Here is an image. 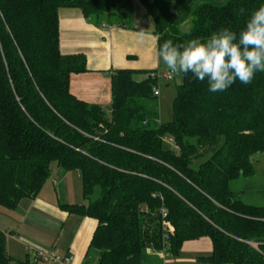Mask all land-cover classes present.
Masks as SVG:
<instances>
[{
	"label": "trees",
	"instance_id": "16d2710c",
	"mask_svg": "<svg viewBox=\"0 0 264 264\" xmlns=\"http://www.w3.org/2000/svg\"><path fill=\"white\" fill-rule=\"evenodd\" d=\"M131 2L0 0V207L13 210L35 199L56 165L63 173H80L86 202L61 203V210L97 221L83 264H146L151 254L177 257L184 242L201 238L212 244L202 262L264 264V205L244 202L243 191L231 187L254 175L252 157L264 153V72L250 84L237 80L216 93L206 80L183 76L174 119L166 124L158 121L152 92L157 79L136 81L130 70L111 76L109 113L70 93V76L86 72V60L61 54L59 10L79 9L96 20L112 18L115 8ZM139 2L158 49L169 39L182 44L223 28L239 32L264 5ZM166 138L175 150L164 147ZM5 241L0 231V264L41 263L10 258Z\"/></svg>",
	"mask_w": 264,
	"mask_h": 264
},
{
	"label": "crops",
	"instance_id": "0c3cea01",
	"mask_svg": "<svg viewBox=\"0 0 264 264\" xmlns=\"http://www.w3.org/2000/svg\"><path fill=\"white\" fill-rule=\"evenodd\" d=\"M122 16L119 11L112 18L103 16L95 20L85 17L79 9L64 8L58 12L61 54L81 55L86 60L87 71L70 76L69 91L76 99L87 104L98 105L107 113L110 112L111 105V76L115 71H133L136 81L145 79L149 73L155 72L158 76L160 72L169 71L159 59L157 37L153 33V24L148 14V24L145 25L135 20L133 14L129 13L127 17ZM159 80L160 78L157 77V85ZM165 80L169 81L164 78ZM54 167L56 171L52 175ZM76 179L81 186L80 173L76 176L72 171L63 173L56 165H53L51 176L38 196L33 200L25 199L30 203V209L28 208L26 215L15 224L16 230L2 231L0 229L5 234L6 240L11 239L25 247L28 253L26 258L30 257L32 249H37L34 246H42V244L50 245L49 250H53L56 254L59 245L52 235L54 232L58 234L57 238L64 235L66 237L63 254L70 258L69 264H83L97 221L85 216L69 215L60 208L61 203L77 204L72 192L73 182ZM52 198L54 202H51ZM56 205L60 208L59 211ZM40 209L47 214L53 212L55 220L58 224L63 223L62 226L57 224L56 227L55 223V231L42 233L28 225L40 221L37 218L41 212ZM31 211L36 214L31 216L30 222L26 224ZM4 224L9 226L4 220V215H0V226ZM21 233L25 235L23 242L20 241ZM211 252V241L208 238H201L184 242L177 257L169 253L160 257L151 255L152 260L149 259L146 264H209L202 262L200 258L210 256ZM32 255L34 256L33 253ZM33 259L35 261L34 257Z\"/></svg>",
	"mask_w": 264,
	"mask_h": 264
},
{
	"label": "clouds",
	"instance_id": "9594fccd",
	"mask_svg": "<svg viewBox=\"0 0 264 264\" xmlns=\"http://www.w3.org/2000/svg\"><path fill=\"white\" fill-rule=\"evenodd\" d=\"M158 56L172 75L206 80L212 93L227 90L237 80L250 84L257 72H264V5L251 12L239 32L223 28L207 39L182 44L165 40Z\"/></svg>",
	"mask_w": 264,
	"mask_h": 264
},
{
	"label": "rangeland",
	"instance_id": "374dc122",
	"mask_svg": "<svg viewBox=\"0 0 264 264\" xmlns=\"http://www.w3.org/2000/svg\"><path fill=\"white\" fill-rule=\"evenodd\" d=\"M131 7L127 8V9H119V8H115L114 12L115 14L117 12H121V14L123 15L122 17H127L128 14H133L135 17V20L139 21L140 23H142L143 25L148 24V17L147 14L144 10V8L142 7L141 3L139 2V0H131ZM114 21H118L117 19H113ZM128 21V20H125ZM189 26V23H186L184 26H182V30L185 31V29H187ZM169 71H164V72H160L158 74V78H160L159 82H158V90H159V94L156 97L157 99V108H158V121L161 124H166V123H170L173 121L174 119V101L175 98L177 96V90L178 87L182 84L183 82V77H177L172 75L171 73L169 74ZM170 75L172 77L171 80L169 81H164V76ZM134 79H137L134 77ZM164 147L168 150H175V146L172 143V141H170L168 138H166L164 140ZM205 158V156H204ZM252 163H253V167H254V175L252 177L249 178H243L240 177L239 179L235 180L234 182H232V189L235 192H239L243 191V193L241 194V199L249 204H254V205H264V153H259L256 154L255 156L252 157ZM56 171V168L54 167L52 175H54ZM73 174L76 176L77 174H79L78 171H72ZM72 192L73 195L76 197L75 201H77V204H82V203H86L85 200L83 199L82 196V189L80 186V182L79 180L76 179V181L74 180L73 182V186H72ZM65 194L67 195V192H65ZM52 197V195H51ZM54 202V199L52 198L51 202ZM58 208V211L60 210V208L58 207V205H56ZM28 208L30 209V203L27 200L21 201L18 206L13 209V210H9V209H5L3 207H0V215H4V220L8 223L9 226H7L6 224H4V226H0V229H2V231H8V230H13L15 229L14 226L16 223H18V220H20V218H23L24 215H26ZM40 214L37 215L38 219L40 221H36L35 224L30 223L28 225H30L32 228L36 229L39 232L42 233H46L49 231H55L56 228H54V225L56 223V227H57V221L55 220V215L53 214V212H50L49 214L43 212L40 209ZM62 211V210H61ZM34 211H31V215L28 219L27 222H25L26 224L28 222H30L31 220V216H34ZM60 220V219H59ZM64 220V219H63ZM62 220V221H63ZM63 224V223H62ZM61 223L58 224V226H62ZM54 228V230H53ZM61 228V227H60ZM16 230V229H15ZM59 231V230H58ZM53 237L54 240L57 239V243L59 245V248L57 249V253L56 255L60 258L64 257V251H63V247L65 246L66 243V237L61 236V238H57L58 234L53 232ZM62 235V234H61ZM25 239V235H23L21 233L20 235V241L23 242V240ZM39 242V241H38ZM45 244H42V246H34V248L36 247V250H46L48 251L50 249V245L44 246ZM48 249V250H47ZM6 253L8 256H10L12 259L15 260H20L23 261L26 259V255L28 254L25 250V247L21 244L18 243L16 241H13L11 239L6 240ZM34 250L32 249V253L34 254ZM30 253V261H33V255L31 256ZM152 256H154V254H151ZM156 256V255H155ZM160 257V256H159ZM151 259V258H150ZM154 259V258H153ZM152 260V259H151ZM161 260V259H160ZM163 260V259H162ZM161 260V261H162ZM156 261V260H155ZM95 261L92 262V264ZM159 263V261H158ZM160 264V263H159Z\"/></svg>",
	"mask_w": 264,
	"mask_h": 264
},
{
	"label": "built area",
	"instance_id": "2783aa9c",
	"mask_svg": "<svg viewBox=\"0 0 264 264\" xmlns=\"http://www.w3.org/2000/svg\"><path fill=\"white\" fill-rule=\"evenodd\" d=\"M157 77H158L157 73H155V72L149 73L147 75V78H150V79H157ZM164 78L167 80H170L171 76L167 75V76H164ZM152 92H153V95L157 97L159 94L158 87L157 86L153 87ZM161 214H162V217H165L166 211L161 210ZM163 230L165 233L164 239L168 240L169 236L166 233H168L171 230H170V228H168L167 223H164ZM247 244L250 245L252 248L257 250V244L251 243V242H248ZM34 258L36 261H40L41 263H44V264H69V262H70V258L68 256L60 258L54 253L53 250H48V251L35 250L34 251Z\"/></svg>",
	"mask_w": 264,
	"mask_h": 264
}]
</instances>
